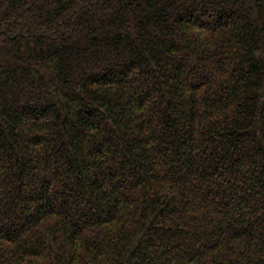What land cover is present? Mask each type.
I'll return each mask as SVG.
<instances>
[{
  "label": "trees",
  "instance_id": "16d2710c",
  "mask_svg": "<svg viewBox=\"0 0 264 264\" xmlns=\"http://www.w3.org/2000/svg\"><path fill=\"white\" fill-rule=\"evenodd\" d=\"M0 264H264V0H0Z\"/></svg>",
  "mask_w": 264,
  "mask_h": 264
}]
</instances>
